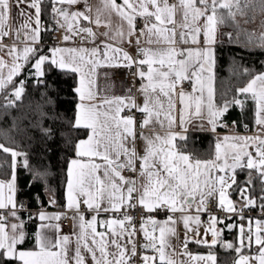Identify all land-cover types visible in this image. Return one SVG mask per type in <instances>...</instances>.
I'll list each match as a JSON object with an SVG mask.
<instances>
[{
    "label": "snow or ice",
    "instance_id": "6c2138e0",
    "mask_svg": "<svg viewBox=\"0 0 264 264\" xmlns=\"http://www.w3.org/2000/svg\"><path fill=\"white\" fill-rule=\"evenodd\" d=\"M47 8L51 11V28L41 21ZM246 8L258 9L264 15V0H243V6L241 0H98L95 7L89 0H0V52L11 58L9 63L0 57V94L4 98L0 107L10 108L21 100L24 81L17 87L13 78L25 67L34 68L30 75L37 78L38 85L44 83L41 78L46 66L48 71L56 68L65 75H78L74 89L78 104L72 127L88 133L86 139L73 145L75 158L67 169V209L73 213L74 240L72 235L60 234L59 223H51L66 219V215L39 211L33 216L23 203L18 205V164L29 171L33 182L46 172L33 169L26 153L0 143V152L10 156V162H0V168L7 163L10 169V179L0 180V264H177L173 237L180 240L181 255L198 264H216L217 257L211 251L207 255L187 252L190 242L209 248L218 243L216 225L224 221L216 216L210 217L205 230V235L211 233L210 242L198 232L188 236L194 231L193 225L200 226V213L208 210L207 201L218 194L220 210L238 215L242 221L246 211L258 207L264 212V195L254 197L246 186L253 183L251 171L243 184L236 179L238 168L254 170L264 193V73L253 74L245 68L249 75L246 86L236 89V95L225 100L223 106L214 103L215 49L223 43L217 39L218 27L228 19L234 21L238 14L245 15ZM222 10H227L226 14ZM114 15L120 20L115 28L111 19ZM13 16L18 23H10ZM137 17L144 21L139 29ZM42 30L59 32L48 52L41 43ZM223 35L234 43L231 32ZM77 36L80 46H61ZM7 38L13 39L11 45L4 43ZM124 43L134 46L141 58L118 46ZM259 47L264 49V35L259 37ZM121 66L135 67L132 76L141 81L138 91L142 104L136 103L131 88L123 97L101 96L96 90L99 68ZM10 87L14 91L9 92ZM246 100L253 103L259 134L218 139L213 158L206 160L186 153V144L177 143L187 141V125L194 119L203 120L205 109L215 132L218 118L231 106L243 110ZM46 103L54 102L49 97ZM43 107L37 105L41 118L47 115ZM125 110L128 115H122ZM137 112L142 116L139 133ZM177 126L179 132L175 131ZM40 130L46 137L53 135L51 128ZM138 142L143 151H138ZM250 147L255 148L254 153L248 150ZM233 185L240 196L239 208L229 198L228 190ZM193 211L196 215L191 214ZM159 213L165 214L163 221L154 218ZM33 220H38L39 226L30 235L26 225ZM178 223L185 230L182 239L177 236ZM50 230L57 234L54 239L48 235ZM138 235L143 237L139 248ZM29 240L33 246L25 248ZM253 245L257 248L255 255L243 254ZM223 246L238 254L234 264H264V219L253 221L249 217L247 229L243 224L239 228L238 243ZM149 250L152 255L146 254Z\"/></svg>",
    "mask_w": 264,
    "mask_h": 264
},
{
    "label": "trees",
    "instance_id": "16d2710c",
    "mask_svg": "<svg viewBox=\"0 0 264 264\" xmlns=\"http://www.w3.org/2000/svg\"><path fill=\"white\" fill-rule=\"evenodd\" d=\"M243 6V0H241ZM235 10V9H234ZM227 12V10H222ZM42 18L46 27L53 22L50 8L44 9ZM223 43L216 47L215 66V102L218 107L223 106L225 100H231L236 95V89L246 86L249 81L248 73L258 74L264 72V49L259 47V37L264 35V15L256 9H245V15L238 14L235 20L228 19L225 24L218 27ZM231 32L234 43H229L223 34ZM49 39V31H45L44 51L48 48L46 41ZM34 68L25 67L16 79L24 81L25 92L20 101H16L13 107H0V143L12 147L17 151L26 153L30 166L38 171L46 172V175L33 182L29 171L19 164L16 170V184L19 204L23 203L30 209L63 208L65 205V187L67 182V169L69 161L75 156L73 145L81 138L87 136V130L72 127L77 111L78 95L74 89L77 87L78 78L75 74L65 75L59 69L52 68L45 71L41 78L44 83L37 84V78L31 76ZM14 89L9 88V92ZM51 97L53 104H47ZM244 99L243 97H241ZM43 105L42 111L47 115L41 118L37 105ZM0 105H4L3 94L0 95ZM219 130L231 126L237 131H253L256 128L254 121V106L251 100H246L242 110L240 106H231L220 117ZM39 124L43 128H51L53 135L46 137L42 134ZM15 125V127H14ZM247 125V128L244 126ZM187 141H179V145H185V152L191 153L196 158H212L214 144L217 135L212 131H191L187 135ZM21 162H22V158ZM10 162V156L0 152V162ZM249 171L253 176V183L246 185L254 197L264 195L260 192V180L254 170L239 169L237 182L243 184L247 181ZM0 177L9 179L10 169L7 163L0 168ZM232 187V195L238 197ZM55 203H50L51 200ZM259 203V200L257 201ZM257 209H259L257 207ZM32 212V211H30ZM27 216V212H24ZM227 216L223 226V240L237 244L239 240L240 220L235 216ZM233 222L234 227H226L228 222ZM28 232L31 235L35 231V223H28ZM214 247L217 253V264H234L238 254L232 249H226L223 242ZM29 240L24 246H30Z\"/></svg>",
    "mask_w": 264,
    "mask_h": 264
},
{
    "label": "crops",
    "instance_id": "0c3cea01",
    "mask_svg": "<svg viewBox=\"0 0 264 264\" xmlns=\"http://www.w3.org/2000/svg\"><path fill=\"white\" fill-rule=\"evenodd\" d=\"M89 2L93 5V7H95L97 5V3H98V0H89ZM121 2H122V0H117V3H121ZM75 7L76 8H82L83 5H77ZM111 19H112L113 28L117 27L120 24V20H119V18L117 16L114 15ZM178 19H179V17H178ZM41 21H42V24L46 27V23L43 20L42 16H41ZM18 22L19 21H16L14 16L10 20V23H18ZM199 23L200 24H203V21L201 20ZM125 26H126V22H125ZM104 30H105L104 28H100L99 29V31H104ZM94 31H97V29L95 27H94ZM44 36H45V31L42 30L41 31V43L43 44V46H44ZM9 39H10L9 42H7L6 40H4V43L6 45H11L13 43V39L12 38H9ZM217 39H218V41L221 40L220 34H219V30H218ZM141 41L143 42V37L141 38ZM61 46H64V47H78V46H80V39L78 41H72V42H68V43H65V44H61ZM84 46L85 47H89V48L92 47V45H90V44H86ZM118 46L122 47L123 50L126 51L125 50V47H127L129 45L127 43H124V44H119ZM181 46L182 47H195V45H181ZM18 47H22V45H19L18 44ZM48 48L45 50V52H48ZM134 50H135V47H134ZM215 53H216V49H215ZM0 57H3L4 60L5 61H8L9 63L11 62V58L9 56H7L5 54V52H0ZM100 69L101 68H99L97 70L96 90L100 93L101 96L108 95L109 97H123V96L127 95V94H125V95L114 94L113 93V90L115 89V84H114V82L111 79H108L106 81H101L100 82L99 81V78H98V72H99ZM214 72H215V69H214ZM261 73H264V72H261ZM17 77L18 76H16V77L13 78L14 81H16ZM77 78H78V75H77ZM140 85H141V81L139 83L138 89L140 88ZM77 86H78V84H77ZM17 87H19V84L17 85ZM214 88H215V81H214ZM138 89H137L136 95L134 96L135 97V101H136L137 104H142L143 103V97L139 93ZM186 90L190 91V88H187V85H186ZM214 103L216 104V102H215V95H214ZM203 115L205 117L203 120L194 119L191 124L187 125L188 131H187L186 135H188V133L191 132V131H211V125L208 123V117H207V111H206V109L203 112ZM139 122L137 123V126L138 127H140ZM220 123L221 122H220V117H219L218 118V122H217V127H216V130L214 132L217 135V140L218 139H222L225 136H237V135H239V136H254V135L259 134L258 133L257 126H256V128L253 131H237V130H234L231 126H226L223 130H219L218 129V126L220 125ZM200 125H203V127L201 128ZM157 130L160 131V129H157ZM175 131H177V132L180 131L179 126H177L175 128ZM139 132H140V130H139ZM86 137L87 136H85V137H83L81 139H86ZM138 140H139V137H138ZM137 148H138V151H143V145L141 143H139V142H138ZM248 150L251 151V152H253V153L255 152V148L254 147H250ZM186 153H188V152H186ZM72 158H75V156L72 157ZM200 159H202V158H200ZM207 159H210V158H207ZM202 160H206V159H202ZM238 170H239V168L236 170V179H237V172H238ZM231 174H232L231 172L228 173V175H231ZM0 180L7 181L8 179H5V178L0 177ZM16 189H17V184H16ZM228 191H229V198L231 200H233L236 203L237 207H238L240 205V196L238 195V197H234L232 195V188L229 189ZM17 193L18 192L16 190V200H17V203L19 205V200H18V194ZM214 199L218 203V194H217L216 197H214ZM39 211H44V212H46L47 214H50V215L64 214L67 217L71 218V221H72V228L71 229H66L65 228V226L63 225V220L64 219H62L61 221H51V223H53V224L59 223L61 225V233H60L61 235H65V234L66 235H72L73 236V240L75 239V236L73 234V229L75 227V225L73 223V218H72L73 217V213H72L71 210H68L67 209V182H66V187H65V205H64V207L63 208H40V209L33 210L31 213L33 214V216H35V214L37 212H39ZM191 214L192 215H196L195 212H192ZM24 219L27 220L28 219V216H24ZM164 219L165 218H160L158 220L163 221ZM256 219H264V217H253L252 220L255 221ZM29 222H31V221H29ZM33 222L35 223V231H37L38 230V226H39V221L38 220H33ZM28 223L26 225V229L28 227ZM245 223H246V219H244L243 221L240 220V224L241 225L242 224L245 225ZM229 224L230 225H233V222L229 221L227 225H229ZM208 226H209V223H204V222L201 221V224H200V226L198 228L195 225H193L194 231L193 232H189L188 233V236L189 237H192V236H194V233L195 232H198L199 233V237H204V238L208 239L209 242H210L211 239H212L211 233L208 232L207 235H205V230L208 228ZM216 228L220 232V236L218 237V243H220V242L224 241L223 240V236H222L223 235V228L224 227L221 226L220 223H218L216 225ZM100 230H103V229H100ZM27 231H28V229H27ZM176 232H177V236L182 239L183 236H184V234H185V230H184V227H183V224L182 223H178L176 225ZM48 235L51 238L54 239L57 234L54 231L50 230L48 232ZM199 237H197V238H199ZM142 239H143L142 235H138L137 236L138 248L143 243L142 242ZM172 243L176 247V250H177V256H176L177 264H180L181 261L184 262V264H198L197 261L191 260L188 255H186V254L181 255L180 254L181 252H183V249L180 248V240L179 239L173 237L172 238ZM225 243H230V242L229 241H224L223 244H225ZM32 246H33V243L30 246H24V247L25 248H31ZM215 246H212L211 248H209L208 246L203 245V244H198V243H195V242H190V243H188V246H187V252L188 253H191V255H207L211 251L217 257V253L214 251V247ZM256 251H257V248H256L255 245H253V247L251 248V250L244 249L243 254H245V255H255ZM141 254H145V252L144 251H141ZM146 254L152 255L153 253L149 250ZM236 259H238V256L236 257ZM216 264H217V261H216Z\"/></svg>",
    "mask_w": 264,
    "mask_h": 264
},
{
    "label": "built area",
    "instance_id": "2783aa9c",
    "mask_svg": "<svg viewBox=\"0 0 264 264\" xmlns=\"http://www.w3.org/2000/svg\"><path fill=\"white\" fill-rule=\"evenodd\" d=\"M144 21L142 18L137 17L135 24L136 27L139 29L140 27H142ZM53 25V22L49 25V28H51ZM59 36V32H51L49 31V39L46 41V44L48 45V47L52 46L54 43L57 42V37ZM7 42L10 41L9 38L5 39ZM79 37L77 36V38L75 39V41H78ZM143 43V42H142ZM125 50L134 58H140L136 52V50H134V46H127L125 47ZM136 71L135 67L129 69L126 67H115V68H110V67H103L99 70L98 72V78L99 81H106L108 79H111L114 84H115V89L113 90L114 94H118V95H125L128 94V89L131 88L132 92L131 95L135 96L137 93V89L139 87V83L140 80L138 78H133L132 76V72ZM128 111L125 110L122 115H128ZM136 117H137V123L142 120V116L140 113H136ZM140 127H138L136 125V131L137 133L139 132ZM125 175H127V173H125ZM240 206V205H239ZM239 206L237 208H239ZM207 207V211L200 213V220L204 223H210V217L211 216H216L218 219H224L227 216H235L236 218L240 219V217L238 215H233L230 213H225L224 211L220 210V207L217 203V201L212 198L210 200L207 201L206 204ZM28 211H33L34 209H30L28 208ZM195 212V211H193ZM137 216V218L139 219V213L135 214ZM177 216H179V213L176 214ZM245 219H246V223L244 225L245 229H247V219L249 217H251L253 219V217H264V212H262L260 209H255L252 211H246L244 213ZM155 219H160V218H166L165 214L163 213H159V214H155L154 215ZM63 225L65 226L66 229H71L72 228V221L71 218L67 217L66 219L63 220ZM137 227H139V223L137 224ZM143 242V239H142ZM140 252L144 251L143 249H139Z\"/></svg>",
    "mask_w": 264,
    "mask_h": 264
}]
</instances>
